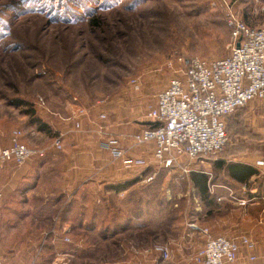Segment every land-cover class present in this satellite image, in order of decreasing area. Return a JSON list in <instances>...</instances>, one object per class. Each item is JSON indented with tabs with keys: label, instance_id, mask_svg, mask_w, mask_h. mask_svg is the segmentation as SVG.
I'll list each match as a JSON object with an SVG mask.
<instances>
[{
	"label": "rangeland",
	"instance_id": "obj_1",
	"mask_svg": "<svg viewBox=\"0 0 264 264\" xmlns=\"http://www.w3.org/2000/svg\"><path fill=\"white\" fill-rule=\"evenodd\" d=\"M257 4L264 7V0H234L231 7L242 17ZM254 21L261 22L263 17ZM230 38L227 12L220 0H0V150L10 146L15 131L23 133L22 141L31 148H50L37 189L28 190V195L24 192L26 210L36 214L27 223L34 233L45 234L58 222L61 225L58 217L62 214V225L70 226L72 236L71 243L60 241L64 249L56 258L52 234L48 235L51 247L36 256L42 264H170L146 251L157 243L177 248L180 237L190 234L192 219L202 227L206 223L216 228L217 213L207 214L202 207L196 211L201 201L194 198L199 194L191 192L184 173L161 172L153 181L160 186L156 190L137 191L133 184L122 191L87 187L68 204L70 196L63 190L64 156L54 153L51 146L62 128L73 125L81 130L75 123L82 124L84 116L74 118L79 106L87 109L85 116L96 125L101 121L91 116L94 106L109 107L119 116L138 101L148 111L174 70L183 69L194 58L227 57ZM133 79L139 81V91L129 86ZM40 99L46 108L38 106ZM16 100L36 106L35 118L27 105H15ZM37 118L48 128L40 129ZM239 151L236 134L230 132L222 154L198 161L196 170L211 172L212 179L224 183V174L215 163L224 154ZM255 183L248 185L246 194L240 189L237 193L241 198L253 195L249 198L259 204L235 207L239 213L235 217L240 231L264 250L259 242L262 232L249 222L259 215L264 218V179ZM142 194L147 200L136 216L133 203ZM96 197H101V203ZM157 197L162 198L161 204L155 201ZM19 226L24 227V222ZM255 261L247 264H258Z\"/></svg>",
	"mask_w": 264,
	"mask_h": 264
},
{
	"label": "built area",
	"instance_id": "obj_2",
	"mask_svg": "<svg viewBox=\"0 0 264 264\" xmlns=\"http://www.w3.org/2000/svg\"><path fill=\"white\" fill-rule=\"evenodd\" d=\"M220 1L227 12L230 54L215 60L194 58L183 69L174 70L168 85L157 93L155 104L150 107L148 118L152 126L130 138L132 147H152L155 166L164 170L177 166L185 176L190 175L198 161L215 158L223 152L229 142L228 116L256 100L264 101V26L247 25L231 7L234 0ZM129 86L135 91L141 88L137 79L131 80ZM38 104L46 108L43 99ZM87 112L79 106L74 118L85 116ZM107 119V112L101 111L99 120L106 122ZM75 127L81 129V122L77 121ZM99 133L104 135L102 127ZM22 136L21 131L13 133L10 146L0 150V164L13 162L21 167L34 158L46 156L47 150L31 148L22 141ZM101 148L112 159L123 160L126 169L144 170L152 166L151 161L144 158L129 160V149L113 135H108ZM51 149L54 152L63 150L59 137L53 138ZM256 166L263 168L264 161H257ZM153 179L154 176H150L147 181ZM2 198L0 193V201ZM227 200L242 208L259 204L256 198H238L231 191ZM189 228L192 233L206 238L205 244L192 256L194 264H236L243 247L250 261L256 259L257 243L248 235L231 240L213 237L209 228L196 222H190ZM64 242L71 243V239L65 237ZM146 253L168 262L173 258V245L157 243ZM29 264L42 263L36 257ZM54 264H58L57 261Z\"/></svg>",
	"mask_w": 264,
	"mask_h": 264
},
{
	"label": "crops",
	"instance_id": "obj_3",
	"mask_svg": "<svg viewBox=\"0 0 264 264\" xmlns=\"http://www.w3.org/2000/svg\"><path fill=\"white\" fill-rule=\"evenodd\" d=\"M256 1L258 3V0ZM237 15L239 16V14ZM259 15L263 17V21H258L256 23L254 18H257ZM241 19L251 27L264 26L263 5L257 4L256 8H250L248 14H244ZM134 107L137 113H134ZM134 107L130 108L128 113L121 112L119 116L115 114L114 110H109V107L101 109L93 107V112H91L92 115L90 114L92 118H95V120L99 122V114L105 109L106 112L108 110L110 111L109 119H107L106 122H101L100 125H96L90 122V117L84 116L82 118L83 123L81 124V130L77 131L73 125V129L72 127L62 128L63 133H60L58 137L63 144V150L59 151V153L64 156L63 160L65 161L62 169L65 177L63 190L70 196V201L66 203L70 204L71 199H75L74 197L77 196L76 194L79 195L87 187L91 190L93 189V191H100L101 189L109 190L112 186L132 182L133 189L137 191L156 190V188H160V186L156 185L153 181H155L156 177L161 172L166 171L170 174L178 173L181 175L182 171L177 166L173 167L171 170H164L155 166L152 157V147H132L131 136L134 133L152 126L148 118L150 108H148V111H144V108L139 105L138 101L135 103ZM231 116L232 122L235 123L234 125L240 122L242 125L239 129L234 127L233 131L236 133V145L239 149L242 148V151L226 153V155L224 154V159L219 158L217 160V162L223 161L222 163L225 164L223 168H218L223 172L226 182L217 183L212 179L211 172L208 173L206 170H202L200 173L206 174L209 177L208 199L204 200L194 186L191 176H186V178L189 180L191 192L197 190L199 194V197L194 198L195 201H201L199 207H194L196 211L202 207L208 211L207 214L213 215L217 213L216 228L210 225L207 226L206 223H204V225L210 229L212 236H223L235 240L239 236L245 235L244 232L240 231V222L237 220L238 218L235 217V215H239L235 207L238 209H241V207L235 206L227 199L230 191L233 192L236 197L241 198L238 196L239 192L237 193L239 189L240 191H244L245 186L247 189L249 184L251 185V183H255L257 180L264 179V167L259 168L256 166L257 161H264V101L256 100ZM101 127L103 128L104 135L99 133ZM245 130L248 133H244ZM108 135H113L122 140V144L129 149V160L144 158L150 160V165L152 166L144 170L126 169L123 160L112 159L110 154L101 148V144L107 141ZM66 147H69V149L65 150ZM45 150L50 151L47 152L48 155H50V148L48 147ZM216 164L217 163H215V166L217 167ZM230 164L251 166L258 170L260 174L258 176H253L248 184L240 183L229 176L228 165ZM41 165L35 166L34 168L33 162H29L21 167L15 166L14 164H0V193L3 195L0 201V264H29L35 259L37 254L43 253V249L47 251V249L51 247L50 244H48L47 238V236L51 234L54 240H52V244L54 245L53 253L54 256L58 258L57 256H60L59 254H61L64 249L60 241L62 242V239L65 237H72L70 236V226H63L62 223L61 226L59 222L52 232L50 231L45 234L40 231L34 233L32 227L27 223V219L33 214L35 217L36 214L26 210L27 200L26 197H24V192L27 194L29 192L28 190L33 192L37 189V177H39V174L43 173L46 168ZM197 165L193 166L192 172H198V170H196L198 168ZM212 167V170L215 169L214 166ZM150 176H154V179L147 182L146 179ZM211 191H213V193ZM191 192L188 193L190 194ZM144 193L145 195L147 194V192ZM244 193L246 194V192ZM145 195H136L137 197L133 203V209L135 211L136 206L141 207V211L136 213V216L140 215L142 212V205L147 200ZM219 198L221 201H218ZM95 200L97 203H101V197L100 199L96 197ZM155 201L161 204L162 198L157 197ZM250 207H254V205ZM228 211H230V213L227 215L226 213ZM58 218L60 219V216ZM191 221L199 224V221L194 219ZM19 222H24V227H20ZM249 222L254 224L262 232L263 238L259 239V242H263L262 244H264V218L259 215V217L250 218ZM205 241V237H201L199 234L192 233L191 231L188 236L180 237L178 247H173L174 259L172 258L170 264H194L192 256L205 244ZM76 245L77 248H82L84 246L80 244ZM255 253H260L259 257L256 255L257 258L255 262L264 264V250L258 246L254 254ZM23 255L25 258H20ZM45 257L46 256H43V258ZM250 262L249 254L243 247L239 261L236 264H247Z\"/></svg>",
	"mask_w": 264,
	"mask_h": 264
},
{
	"label": "trees",
	"instance_id": "obj_4",
	"mask_svg": "<svg viewBox=\"0 0 264 264\" xmlns=\"http://www.w3.org/2000/svg\"><path fill=\"white\" fill-rule=\"evenodd\" d=\"M26 9H29V8H15V11H18V10L25 11ZM14 103L17 106L27 105L28 111L31 113L32 117L35 118L36 111H37L36 106H33L29 102H24V101H21V100H18V101L16 100V101H14ZM230 116H228L226 118V127H227L226 129H227L228 134H230V132L234 131V127H237L238 129L240 127H242L241 122L236 124V125H234L235 123L232 122V116L231 117ZM37 121H38L37 124H40V129H41V127H42V129L48 128V126L46 124L42 125L41 124V120H39L38 118H37ZM244 133H248V132L245 130ZM234 134H236V133H234ZM55 137H58V135H56ZM55 137H53V138H55ZM22 139L24 141V137H22ZM31 162H33V165H34L33 167L35 168V166L37 167V166H40L42 164L43 159L34 158ZM222 162L223 161L217 162V164H216L217 167L223 168V166L225 164L222 163ZM7 164H14V163L13 162H8V163H5L3 165H7ZM228 172H229V176L232 179H234V180H236V181H238L240 183H245V184L246 183L248 184L253 176H258L260 174L259 171L256 170L255 168H253L251 166L243 165V164H230V165H228ZM190 176H191V180H192L194 186L197 188L198 192L200 193V196L204 200H207L208 199L209 177L206 174H203V173H200V172H192L190 174ZM132 184H133L132 182H127L125 184L112 186V187H110V189L116 190V191H122L127 186H130ZM248 197H254V196L250 195ZM140 211H141V207L140 206H136L135 213H139ZM61 213H64V210ZM61 215L62 214H60V219L62 218V220H61V223H62V221H64V216L65 215H63L62 217H61ZM62 240H63L62 242L65 243L64 242V238Z\"/></svg>",
	"mask_w": 264,
	"mask_h": 264
}]
</instances>
